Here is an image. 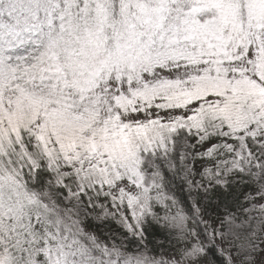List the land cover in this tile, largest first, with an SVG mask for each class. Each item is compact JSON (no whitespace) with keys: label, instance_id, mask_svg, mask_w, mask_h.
I'll return each instance as SVG.
<instances>
[{"label":"snow or ice","instance_id":"1","mask_svg":"<svg viewBox=\"0 0 264 264\" xmlns=\"http://www.w3.org/2000/svg\"><path fill=\"white\" fill-rule=\"evenodd\" d=\"M0 264H264V0H0Z\"/></svg>","mask_w":264,"mask_h":264},{"label":"trees","instance_id":"2","mask_svg":"<svg viewBox=\"0 0 264 264\" xmlns=\"http://www.w3.org/2000/svg\"><path fill=\"white\" fill-rule=\"evenodd\" d=\"M176 183L179 184V181H176ZM176 194H177L178 196L184 195V194H182L178 189H177Z\"/></svg>","mask_w":264,"mask_h":264}]
</instances>
